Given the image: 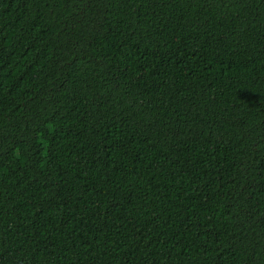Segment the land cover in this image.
Instances as JSON below:
<instances>
[{"label":"trees","instance_id":"obj_1","mask_svg":"<svg viewBox=\"0 0 264 264\" xmlns=\"http://www.w3.org/2000/svg\"><path fill=\"white\" fill-rule=\"evenodd\" d=\"M0 264H264V0H0Z\"/></svg>","mask_w":264,"mask_h":264}]
</instances>
